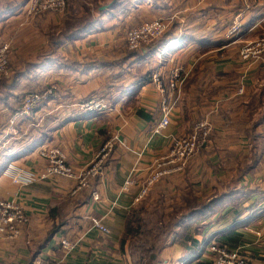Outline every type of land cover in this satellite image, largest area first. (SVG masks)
Segmentation results:
<instances>
[{
    "label": "crops",
    "instance_id": "0c3cea01",
    "mask_svg": "<svg viewBox=\"0 0 264 264\" xmlns=\"http://www.w3.org/2000/svg\"><path fill=\"white\" fill-rule=\"evenodd\" d=\"M21 1L18 6L19 0H0V11L4 10L0 13V40L7 38L0 41V46L8 44L13 51L10 79L14 76L7 98L8 94H2L7 88L0 79V127L10 119L12 109L20 106L25 90L33 87L58 88L55 97L36 114L41 117L65 120L71 112L82 113L77 108L81 102L105 95L120 100L110 112L63 124L51 132L46 144L63 149L68 163L78 171L89 165L107 142H113L114 150L103 174L93 179L88 188L76 191L75 181L59 177L25 187L13 183L4 173L0 176V198L16 200L28 218L20 238L0 240V264L60 259L65 254L63 239L75 243L67 264H132L127 245L122 250L121 240L138 205L134 199L155 170L156 160L169 154L172 140L188 136L194 124L205 118L214 126L206 154L214 144L220 150L218 161L214 162L213 156L207 159L214 169V181L220 186V193L240 192L224 203H240L236 209L232 208L235 203L228 204L212 221L205 222L195 237L206 243L204 251L217 244L239 251L248 264H264V56L248 63L240 57L246 43L264 37V0H217L211 4L209 0H174L178 7L175 14H162L173 16L174 36L149 62L164 76L174 66H181L189 73L190 85L186 91L183 89L170 125L160 134H154V129L162 119L163 97L152 82L134 94L127 91L134 80L107 85L113 74L98 61H110L107 51L112 47L107 43L113 37L53 42L57 50L48 53L50 43L46 39L45 54L38 48L16 53L12 47L15 42L8 39L29 26L23 23L28 0ZM174 1L169 0L167 6L172 7ZM164 6L147 0L139 9L166 12ZM19 7L20 11L15 12ZM240 13L242 30L235 39L228 40L226 30ZM20 64L24 70H18ZM242 87L244 95L237 96ZM7 129L2 130L0 140L6 137ZM222 154L234 156L229 168L223 166ZM14 163L33 173L44 171L46 166L37 149ZM192 165L188 161L182 173ZM196 166L200 167V162ZM129 177L134 178L135 184L129 192H123ZM189 185L185 182V187ZM174 186L175 182L167 189L173 190ZM156 189L157 186L151 191ZM94 193L99 200H94ZM95 219H102L110 233L92 228ZM182 231L183 228L178 230L177 238ZM184 256V248L171 238L161 255L162 264H180Z\"/></svg>",
    "mask_w": 264,
    "mask_h": 264
},
{
    "label": "built area",
    "instance_id": "2783aa9c",
    "mask_svg": "<svg viewBox=\"0 0 264 264\" xmlns=\"http://www.w3.org/2000/svg\"><path fill=\"white\" fill-rule=\"evenodd\" d=\"M262 1V0H254ZM67 7L66 0H28L25 6V14L32 15L37 12L57 11L62 12ZM243 15H236L233 23L226 31L228 40L235 39L242 30ZM170 22L158 19L146 22L130 30L126 37L127 46L130 50H139L154 41L162 38L169 30ZM10 51L8 44L0 46V77L9 78L12 74L10 69ZM264 55V37L246 43L240 51V57L244 62H252ZM189 73L181 66H174L165 76L161 72H155L152 83L162 94L161 102L162 119L155 127L154 134H160L171 122V115L179 102L183 89L188 81ZM54 88L46 89L43 93H29L23 99L22 111L15 114L9 123V130H13L21 116H30L34 109L41 107L53 97ZM244 88H240L237 96H243ZM80 112L107 113L112 107L101 98H92L77 105ZM8 130V131H9ZM214 126L208 119H201L193 126L192 132L186 137L174 138L171 149L167 156L156 160V168L151 172L146 182L140 187L134 199L136 204L141 203L150 193L151 189L163 178L180 174L184 171L188 161L196 153L208 146ZM114 150L113 142H107L97 153L95 159L86 167L75 170L69 163L67 154L60 147L43 145L37 149L40 158L45 162L44 171L33 173L26 171L12 162L4 175L10 177L13 183L20 186H30L35 182H43L53 177L73 180L77 183L76 191L89 187L93 179L100 177L105 164ZM135 180L129 177L123 187V192H129L134 186ZM94 200H99L97 193L93 194ZM28 218L21 205L16 200H5L0 198V240L14 241L21 237L23 228L27 225ZM92 228L103 234H109V229L104 225L102 219L92 220ZM65 254L60 259L43 260L37 258L33 264H67L69 253L75 248V243L68 239L61 241ZM207 259V260H205ZM193 264H248L239 251H229L217 244H211L202 253L201 257Z\"/></svg>",
    "mask_w": 264,
    "mask_h": 264
},
{
    "label": "trees",
    "instance_id": "16d2710c",
    "mask_svg": "<svg viewBox=\"0 0 264 264\" xmlns=\"http://www.w3.org/2000/svg\"><path fill=\"white\" fill-rule=\"evenodd\" d=\"M20 1L18 3V6H21L20 4L23 2ZM145 1L146 0H142V3L138 2L139 7ZM133 3H135V0H117L114 7L110 10H107L106 12H102L98 10V8H96L94 9V12L95 14H97V16H99L98 18L92 17L91 19L84 21V24H82V21L78 22V25L76 27L70 29V31L68 32H65V34H69L70 37H57L58 39L55 42H58L60 44L64 41L63 39H65V41H70L71 43H73L75 42V40L82 38L77 36H81L86 32L93 30L94 27L100 26L105 16L113 14L120 6H122L121 8H123V12H127L128 7L132 6ZM21 8L22 7H19L15 12L20 11ZM3 11L4 10H1L0 13H3ZM175 26L176 23H174L173 29H171L172 31H169L162 38L139 50H135L126 58H136V60H139L138 62H140L145 61L146 59H150V57L161 53V51H163V49L170 43L169 37L174 36L172 35V32H174L173 30L176 28ZM98 65H104L108 68H114V66H112L114 65L113 63H101L98 61ZM117 65L118 63L115 62V66ZM156 70L157 69L153 67L152 69H149L144 73L135 76L130 89L127 91L133 94L136 91H140L143 86H145L147 83L152 82L153 74L156 72ZM188 82L189 81H187L184 87V91H186V89L190 85V82L189 84ZM4 85L7 88L5 89V92L8 90V95L5 94V96L7 95L5 98H7L11 92L6 83H4ZM25 96L26 95L21 97L20 106L16 109H12L13 111L10 119L7 122H4L2 124V127H0V135L2 134V130L9 127V123L12 117L22 111L23 99ZM130 97H132V95ZM101 99H104L112 108H114L118 100H120L119 97L107 95H105ZM41 107L34 109L30 116H21L14 127L17 135L10 133L7 135L8 137L0 140V176L3 175V173L12 162L17 161L18 159L25 157L27 154L32 153L41 146L48 144V141L51 138V132L53 130L61 127L63 124L69 121L82 120L88 117L99 115L97 113L91 112H71V114L65 120L60 119L56 116H47L48 120L45 125L46 128L43 129L41 125L43 121L40 123L38 121L40 118L36 116ZM139 114H142V112H140ZM30 125H32L29 129L30 131L25 133L23 131V127L26 128ZM205 147L207 146H204V148ZM215 193L216 194L209 196L207 199L197 197L196 194L192 191H189L185 194L183 193V196L179 199L180 205L175 204V207L173 206L174 208L170 207L167 209V211L165 208V204H163L162 201H160V205L155 206L151 209L153 211L147 210L145 207H142L140 204H142L143 202L139 203L137 207L132 211L126 233L121 240L122 250H124L125 245H127L132 264H162L161 255L168 245L169 241H171V238L173 243L179 242V244L185 250V256L181 260L180 264H191L192 262L199 259L204 251L206 243H201V241L195 237V234L201 231L200 228L203 225L205 227V222L197 226L194 225L196 223L192 220L198 217H201V220L203 221L215 218L217 214L222 212L228 206V204L235 203L232 208H239V201H229L228 204L224 203V201L228 197L230 198L235 194H240V192L235 193L233 191H230L229 194L227 193V195L220 192ZM176 207L179 208L178 210L174 211ZM154 212H163L161 215H159L161 217L156 221ZM145 215L147 217H153V219L147 218ZM181 228H183V231L181 232L179 238H177L178 230ZM34 258H36L35 255L33 259Z\"/></svg>",
    "mask_w": 264,
    "mask_h": 264
},
{
    "label": "rangeland",
    "instance_id": "374dc122",
    "mask_svg": "<svg viewBox=\"0 0 264 264\" xmlns=\"http://www.w3.org/2000/svg\"><path fill=\"white\" fill-rule=\"evenodd\" d=\"M66 1L68 2V6L62 12L50 10L44 12H37L29 16L28 15L23 16L24 17L23 23H25L24 25L25 26L31 25V27L29 28L28 26L27 28L22 30L21 34L20 33L16 34L15 35L16 37L12 35V37H9L8 39V41L12 40L13 42H15L12 43L13 44L12 47L14 48V50H16V53L18 51L22 53H26V51L30 50L31 48H38L37 50L38 52L40 51L45 54V44L43 43H45L46 39L49 40L48 42L50 43L49 49H46V53H48V51L55 52L57 50V47L53 46V42H55L58 39L57 37H70V35L68 34L69 35L68 36L67 34H65V32H68L70 31V29L76 27L78 25V22L80 21H82V24H84V21H87L92 17L98 18L99 16L95 14L94 9L98 8V10H100V8L109 5L113 0H66ZM141 1L142 0H135V3H133L132 6L128 7L127 12H123L122 11L123 8H121L122 6H120L113 14L105 16L100 26L94 27L93 30L86 32L81 36H77V37H82L80 39H85L86 37H113V40L107 43L108 47L109 46L112 47V50L107 51L108 54L107 57L108 59H110V61L106 62L102 60V58H99L100 59L99 62L101 63L114 64L112 65L114 66V68H108V67L106 68V70L109 71V74L110 73L113 74V76H109L107 85L110 83H115L118 85L126 84V82L128 81L134 80V77L137 76L138 74L144 73L145 71L153 68V64L149 62V60L153 58V56L150 57V59H146L145 61H140V62H138L139 60H136V58H126L129 56L130 53L134 52L128 48L126 42V37L130 30L140 26L143 23L149 21L151 22L152 20H158V19L168 20L170 22L168 32L171 29H173V25L175 21L173 16H170V14H175L174 12L178 8L176 7V1L170 0V1H174L175 3L173 2L171 5L173 8L172 7L169 8V6H167L169 0H156V1L151 0L154 3H158L159 6L165 5L164 8H166L165 9L166 12H163V10L159 12L156 9H151L148 7L146 9L144 8L139 9L138 2L142 3ZM209 1H210L209 4L217 2V0H209ZM145 2H147V0ZM142 5H140V7H142ZM168 12L170 14H166V16L162 15ZM228 29L229 28H227V30ZM5 33L9 35V31H6ZM3 39L6 40L7 38L2 37L0 41H3ZM67 46L70 47L71 43H68ZM12 52L13 51H11L9 58H11ZM56 57L58 58L60 56L56 55ZM262 57H260L259 59H261ZM156 58H158V56ZM115 62L118 63L117 66H115ZM19 66L20 67L18 68V70L19 69L24 70L25 66H21V64ZM10 69L12 72L11 64H10ZM12 78L10 79V77L6 78L3 76L0 77L1 81L3 83H6L7 86L12 81ZM50 88H54L53 97H55L58 90L57 85L39 86V87H33V89L29 88L25 90V94L43 93L46 89H50ZM7 91L2 92V94H7ZM37 117L40 118L38 120L40 123L43 121L41 125L42 128L45 129L46 128L45 125L48 120V117L47 116L41 117V115H38ZM261 119L262 117L259 116L258 121H261ZM31 126L32 125L27 126L26 128L23 127L24 128L23 131L25 133L29 132ZM8 130L9 129H7L6 137H8L7 135L10 133L17 135V132H15V128L13 130H9V131ZM208 150L210 151V153L206 154L208 152L207 147L201 148L196 153V155H194L189 160V162L191 161L193 162V165L189 167V171L187 172L185 171L186 175L184 172L182 174H178L177 177L174 178H172L173 176L166 177L160 180L153 187L155 188L157 186V189L155 191L152 190L151 193H149L147 198L144 201H142L143 203L140 205L142 207H145L147 210H151L153 207L160 205V201H162L163 204H165V208L167 211V209L170 207L174 208L175 204L180 205L179 199L183 196L180 195L182 193L185 194L188 193L189 191H192L196 194L197 197H200L202 199H207L209 196L216 194L215 192L219 193L220 186H218L216 184V181H214L216 179V176H212L215 175L213 166L210 164V162L207 161V159H210L213 156L214 162L218 161L217 157L220 155L219 154L220 150L218 149V146L216 144H214L213 148L210 147V149ZM232 154H228V155L222 154L221 157L222 161L225 159V162L223 163L224 167L225 165L226 167L228 166V168L230 167L229 164L233 162V157H234ZM201 157L203 158V160H201ZM199 162H200V167L199 166L197 167L196 165ZM173 182L176 183V186L173 187V190L167 189L169 185H173ZM185 182L186 185L189 184L190 185L188 187H185ZM239 203L240 202H238V204ZM178 208L179 207H176L174 211L178 210ZM162 213L154 212L155 221L161 217L159 215H161ZM147 218L153 219V217L150 216ZM201 219H202L201 217H198L193 219L192 221H195L196 224L194 225L198 226L201 225V223L208 222L214 218L204 221Z\"/></svg>",
    "mask_w": 264,
    "mask_h": 264
},
{
    "label": "water",
    "instance_id": "95a60500",
    "mask_svg": "<svg viewBox=\"0 0 264 264\" xmlns=\"http://www.w3.org/2000/svg\"><path fill=\"white\" fill-rule=\"evenodd\" d=\"M116 2H117V0H113L109 5H106V6H103L102 8H100V11L106 12L107 10L112 9Z\"/></svg>",
    "mask_w": 264,
    "mask_h": 264
}]
</instances>
